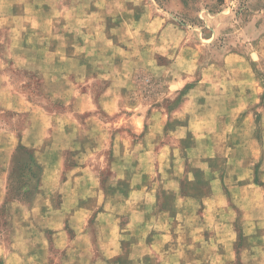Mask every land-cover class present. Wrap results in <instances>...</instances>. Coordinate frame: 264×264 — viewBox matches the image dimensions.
<instances>
[{"label": "crops", "instance_id": "1", "mask_svg": "<svg viewBox=\"0 0 264 264\" xmlns=\"http://www.w3.org/2000/svg\"><path fill=\"white\" fill-rule=\"evenodd\" d=\"M78 6V23L85 26L79 28L82 32L86 26L94 29L87 4L82 2ZM58 37H45L52 41L51 45L42 41L44 45L38 49H16L12 59L15 69L42 75L51 108H45L41 101L17 89L7 71L0 77V112H13L19 117L18 124H0V205L14 164L28 161L39 166L31 198L34 204L21 199L8 203L15 205L8 212L9 218L24 219L17 223L18 227L10 225L9 240L6 235L0 237L3 264L13 258H18L17 264L73 263L49 258L50 245L59 246L60 239L68 244L79 242L83 257L73 259L77 264H118L123 249L121 235L130 241L131 264H153L155 256L161 261L158 264L206 263L201 254L188 257L193 250H211L212 255L225 250L226 260L232 264L244 263L251 251L263 256L262 237L248 233L249 218L257 224L263 217H249L244 204L264 201V196L251 193L252 189L247 191L252 187L255 192L264 189V180L260 178L264 176V160L262 165H256L250 158L252 149L243 154L241 143H217L215 139H230L238 132L243 137L245 134L252 137V131L238 130L236 118L231 115V104L236 109L241 102L231 103L232 86L228 77L221 82L212 73V81L205 79L208 83L190 82V71L180 69L173 73L171 68L158 64L154 54L158 45H151L155 44L152 40L142 52L132 49V35L125 42L118 38V43L116 38L107 36L105 52L99 49L94 53L87 49L93 44L92 37H83L85 49L78 48L76 43L80 41L74 36L67 37L71 41L67 44ZM19 40L21 47L27 46V38L21 36ZM122 44L128 45V49L123 48V55L116 59L115 51ZM181 55H175L176 60ZM100 56L114 58L109 64L92 60ZM165 70L170 78L162 95L140 98L138 72H147L155 78ZM201 82H206L207 94L192 97V91ZM215 90L219 94L226 92L227 97L219 99ZM179 96V101L168 103V98ZM201 104L216 108L200 109ZM261 111L264 113V105ZM242 117L249 124L252 122L251 114L237 118L240 121ZM245 119L241 122H246ZM261 126L264 136V124ZM258 152L264 155V146ZM104 169H109L110 178L100 174ZM93 190L99 193L95 198V203L99 202L96 210H92ZM59 196L63 203H72L77 196L78 201L86 204L76 208L52 205ZM129 202L137 207L130 215L125 212L129 210ZM194 205L207 211L209 218L213 217L214 236H219L224 227L231 228V242L208 243L209 218H193L188 224L187 217ZM125 214L132 234L123 225ZM53 218L68 219L75 224V236L70 243L60 226L47 221ZM91 218L101 222L103 253L98 258L92 257L91 233L86 226ZM35 225L37 229L33 231ZM188 232L201 235L205 242L197 241L200 237L195 236L189 243ZM179 233L183 234L181 240ZM238 234L247 236V242L238 243Z\"/></svg>", "mask_w": 264, "mask_h": 264}, {"label": "rangeland", "instance_id": "2", "mask_svg": "<svg viewBox=\"0 0 264 264\" xmlns=\"http://www.w3.org/2000/svg\"><path fill=\"white\" fill-rule=\"evenodd\" d=\"M82 2H85L87 9L91 11L90 19L94 28L89 29L86 26L85 32H82L83 30L79 28L85 27L83 22L78 23L77 19L78 4ZM1 18L5 20H0V77L3 72L7 71V74L14 79L17 89L27 93L29 98L41 101L45 108H51L52 106L49 96H46L42 75L38 72L15 69L12 59L16 49L34 47L38 49L39 46L44 45L42 41L51 45L52 41L49 39L53 38L49 37L52 35L55 38H59V35L62 38L61 43L64 42L66 44L67 41L71 43L67 37L70 35L74 36L77 42L80 41L76 43L79 49L86 48L83 41L85 35L84 39L92 37L93 44L87 49L92 50L93 53L99 49L105 52L107 36L111 39L116 38V40L119 38L125 42L127 37L132 35V49L135 51L141 50L142 52L147 43L152 40L155 44L151 45H158L154 52L158 64L166 66L167 69L171 68L173 73L179 72L180 69L190 71L188 74L191 77L190 82L204 81L207 78L212 81V73L221 82H225L226 77H228L232 86L231 103L233 101L241 102V105H237L238 109H234L231 104V115L236 118L238 130L241 131L242 128H246L252 131V137L249 134H245V137H243V134H238V132L230 139H215L217 143L219 141L222 143H228L229 141L241 143L239 145L243 154L245 151L252 149L253 153L250 154V158L253 162L256 161V165H262L264 155L263 153L259 154L258 150L264 146L263 126H261V124H264V113L261 111V106L264 105V0H0ZM64 33H66V36H62ZM21 36L28 39L27 46L21 47L22 44L19 42ZM95 40L96 43L94 42ZM101 41L106 42L101 45ZM11 44H14V46H11ZM111 44L113 45V43ZM10 46L12 47L11 50H9ZM119 48L121 49H116L115 51L116 59L123 55L122 49H128V45L122 44V47ZM145 52L147 51L145 50ZM177 54H182L181 59L176 60L175 55ZM106 59L108 62H106ZM112 59L100 56L97 59L94 57L92 60L97 64L99 61L100 63L109 64ZM227 68L230 69L229 72ZM161 74L154 78L147 72H138L137 95L140 98L148 99L161 96L170 78V74L166 70L161 72ZM24 81L27 82L25 83ZM206 82H201L197 90L192 91L193 95L191 96L199 98L203 97L205 92L207 94V91H205ZM214 93L219 99L227 97L226 92L219 94L215 90ZM181 96L173 100L168 98V103L179 101ZM200 107V109L216 108L214 105L207 106L206 104L205 106L201 104ZM245 114L253 116L250 124L249 120L244 117L241 119H245L246 122L244 123L237 118ZM18 118L13 112H0V124L2 125L18 124ZM19 148L23 147L19 146ZM19 150L24 152L23 149ZM24 153L26 154L27 152ZM25 154L23 155L26 158ZM98 170L100 171V168ZM38 173L39 166L28 161H18L9 171L7 193L3 204L0 205V237L6 235V240H9L10 225L18 227L19 224L17 223L24 219L23 217L21 219L9 218V210L15 209V205L8 204L10 201L21 199L23 202L34 204L31 198L35 188L34 179ZM100 174H103L105 178H110L111 176L109 169H104ZM260 178L264 180L263 174L260 175ZM100 188L98 186L97 190L99 191ZM250 190L253 194L264 196V189H258L255 192L252 187L247 191ZM98 194L93 190L92 204H94L93 207L95 208L92 210H96L99 207V202L95 203V198L99 196ZM63 202L64 200L59 196L52 205L60 206L63 204L66 208L70 206L76 208L79 204H86L83 200L78 201L77 196L76 201L72 203ZM237 203L239 204L238 201ZM244 206L247 207L248 214L250 213L249 217H263L260 218V222L256 220V222H259L257 224L253 223V219L249 218L251 223L248 227V233H251L252 236L262 237L260 241L264 243V201L249 202L245 203ZM127 207L129 210H125V212L127 213L128 211L129 215L134 209H137L135 203L132 202L127 203ZM194 207L189 211L188 224L193 218L200 217L204 220L209 218L207 211L201 210L195 205ZM193 209L197 210V213ZM253 209L257 212H250ZM125 216L126 214L122 219L123 225L132 234L131 225L127 226V217ZM32 220L30 219V222L34 223ZM47 221L53 226H60L65 231L67 238H69V243L70 240H73L75 224L68 219L53 218ZM212 221L213 217L210 216L211 229L208 233V243L221 242V245H223L224 242H231V228L224 227L219 236H217L218 234L214 236ZM28 224L30 223L28 222ZM86 226L87 231L91 233L92 257H101L103 253L101 249L103 241V234L100 230L101 222L98 220L95 222L91 218ZM32 227L33 231L37 229L36 225ZM217 229L215 227L216 231ZM14 232L16 231L14 230ZM35 233L33 236H36ZM14 234L11 236L12 241L15 238ZM133 235L135 236L136 233ZM188 235L189 243L192 242L191 240L195 236L200 237L197 241L205 242L201 235L198 236L189 232ZM120 237H122L121 240L123 239V249L121 250V259L118 264H131V259L128 258L130 255V241L124 235ZM178 237L181 240L183 234L179 233ZM247 238V236L243 237L242 234H238L237 242L240 244L246 243ZM58 242L59 246L50 245V259L60 258L68 262L74 261L70 264H77L73 259L83 257L82 250L78 249L79 242L68 244L65 239H60ZM16 252L19 253L18 251ZM196 254H201L203 261L206 262L203 264H232L231 261L228 262L226 260L228 256L225 250L219 255H212L211 250H193L188 254V257H194ZM153 260V264L161 263L160 260L157 261L156 256ZM18 261V258H13L12 263L6 262L5 264H17ZM0 264H3L1 259ZM236 264H264V255L251 251L250 257H245L244 263L237 261Z\"/></svg>", "mask_w": 264, "mask_h": 264}]
</instances>
